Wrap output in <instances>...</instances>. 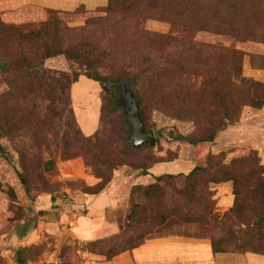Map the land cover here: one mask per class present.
<instances>
[{
  "label": "rangeland",
  "instance_id": "374dc122",
  "mask_svg": "<svg viewBox=\"0 0 264 264\" xmlns=\"http://www.w3.org/2000/svg\"><path fill=\"white\" fill-rule=\"evenodd\" d=\"M2 1L0 264H109L164 236L264 255L262 201L241 187L233 212L232 180L264 175V20L246 23L264 0H191L174 16L166 0L112 14L105 0L41 21ZM130 91L153 145L131 139ZM117 172L129 183L112 187Z\"/></svg>",
  "mask_w": 264,
  "mask_h": 264
},
{
  "label": "crops",
  "instance_id": "0c3cea01",
  "mask_svg": "<svg viewBox=\"0 0 264 264\" xmlns=\"http://www.w3.org/2000/svg\"><path fill=\"white\" fill-rule=\"evenodd\" d=\"M2 0H0L1 3ZM105 0H3L5 8L24 13L31 20H47L50 12L60 10H75L82 4L88 11H93ZM108 1V0H107ZM96 5V6H95ZM101 8V7H99ZM151 175L153 172H150ZM150 174L147 177L151 176ZM154 175V173H153ZM156 176V175H154ZM141 178H146L142 176ZM134 180V179H133ZM122 178L120 172L112 187L122 183H129ZM95 186L99 180L89 182ZM96 201V200H95ZM115 199L102 195L97 204H113ZM109 264H264V256L259 254L215 253L213 244L207 239L187 238L180 236H164L148 240L143 246L124 253Z\"/></svg>",
  "mask_w": 264,
  "mask_h": 264
},
{
  "label": "trees",
  "instance_id": "16d2710c",
  "mask_svg": "<svg viewBox=\"0 0 264 264\" xmlns=\"http://www.w3.org/2000/svg\"><path fill=\"white\" fill-rule=\"evenodd\" d=\"M126 1L129 2V1H132V0H109V3H108L109 5L106 7V11L112 14L115 11H118V10H116V8L119 6L120 2L124 3ZM190 2H192V1L191 0H166V2H165L166 6H165L164 9H166L169 12H171L170 15L174 16L173 12H177L179 10L187 9V7H188ZM79 9H85V6H81ZM102 9H105V8H102ZM246 19H247L246 23L250 22L253 19L251 22H253L254 24L257 23L258 21L264 20V6H261V5H259L257 3V9L255 8V13L253 15L247 17ZM45 46H47V53L49 55L48 58H52L55 54L54 53H49V45L48 44H45ZM86 77L88 79H90V80H93L94 82L100 83L101 86H103V89L105 90V92L107 91V89H108L107 83L109 82L108 78H101L99 76L92 77V76H88V75H86ZM78 81H79V79L75 80V83L78 82ZM257 86L259 87V86H261V84H257ZM253 107H255V108H263L264 107V101L260 100ZM214 140H215V135H212L209 139H205V140L201 141L200 143H206V142H210L211 143ZM87 143L89 145L92 144L90 140H88ZM190 143L195 144V142H190ZM147 144H145V145H147ZM88 166L90 167L91 165H88ZM201 170H206V169H204V168L203 169L202 168H196L190 174V177L195 176V174L198 171H201ZM232 171H234V168H230L229 172L231 173ZM250 172L251 171L248 169L246 175H248L249 178H248V180L245 182V184L243 186L240 185L242 183V179H239L238 177H234V178L232 177V180L235 183L234 195L236 196V205L233 208V212L240 211V209H241V205H240V201H239V198L242 195V192L240 190L241 187L242 188L244 187L245 191H246V189H248L251 194H254L256 200L259 197L261 199V201H262V205L264 206V175H262V176H253L254 174L250 173ZM102 173L103 174H101V172H100L99 174H101V175H97V177L100 178L102 181L96 187V191L94 192L95 194H100L104 190L106 185H107L106 180L108 178L106 177L105 172H102ZM238 174H244V171L241 170ZM238 174H237V176H238ZM148 175H149L148 171L144 173V176H148ZM164 178L165 177H158L156 179H157L158 182H161V181L164 180ZM153 187H154V185L150 186V188H153ZM246 192H248V191H246ZM252 231H254V230H252ZM213 250H214L215 253H230L227 250L216 249V246H215L214 243H213ZM127 252H129V250H124L121 253L113 255L110 259H113V258H115V257H117V256H119L121 254L127 253ZM252 253L253 254L263 255L260 251H255V252H252Z\"/></svg>",
  "mask_w": 264,
  "mask_h": 264
},
{
  "label": "water",
  "instance_id": "95a60500",
  "mask_svg": "<svg viewBox=\"0 0 264 264\" xmlns=\"http://www.w3.org/2000/svg\"><path fill=\"white\" fill-rule=\"evenodd\" d=\"M126 95V101L124 103L127 104V106L124 107V111L126 114L127 122L132 130V141L137 147H141L144 143L148 142L153 145L155 143V135L154 133H147L145 131L143 121L139 116V102L136 100L131 91Z\"/></svg>",
  "mask_w": 264,
  "mask_h": 264
}]
</instances>
